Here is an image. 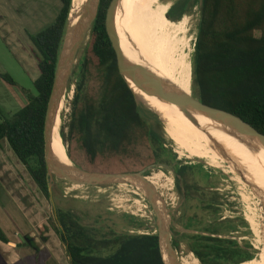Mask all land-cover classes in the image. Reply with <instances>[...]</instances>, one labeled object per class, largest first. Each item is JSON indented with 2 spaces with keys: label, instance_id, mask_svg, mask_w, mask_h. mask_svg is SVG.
I'll list each match as a JSON object with an SVG mask.
<instances>
[{
  "label": "trees",
  "instance_id": "obj_1",
  "mask_svg": "<svg viewBox=\"0 0 264 264\" xmlns=\"http://www.w3.org/2000/svg\"><path fill=\"white\" fill-rule=\"evenodd\" d=\"M111 1L100 0L98 6L89 46L79 66L81 72L75 100L81 106L76 110L69 130L79 135L81 148L90 162L98 157L108 160L117 157L131 163L127 167L118 165V168H115L116 164L109 163L113 167H95L89 171L137 172L156 162L169 163L164 156L168 152L163 137L149 122L156 115L137 104L118 70L116 53L105 25ZM190 1L179 0L172 5L171 0H121L115 14L124 52L141 64L161 35V49L151 75L174 90H177L178 82L174 53L175 22L165 15L169 12L173 13L171 17L180 18L188 11ZM61 2L54 21L30 35L39 70L33 81L35 94L27 91V103L11 115L1 111L0 120V145L3 140L8 142L46 199H50V189L44 160L45 114L71 5V0ZM201 5L203 17L192 54L193 80L198 98L203 103L238 115L264 135V0H201ZM176 7L178 11L174 12ZM180 31L177 30L176 37L179 63L184 48ZM256 32L260 34L256 35ZM90 64L95 65L98 71L96 86L91 90L86 87L85 80ZM0 77L6 83L15 84L9 74L1 73ZM147 92L152 105L169 117L172 104ZM198 116L203 132L208 135L235 134L217 121ZM189 128H196L190 119ZM231 143L244 151L264 155V148L255 146L251 140ZM177 146L186 149L179 143ZM208 151L221 154L212 147L203 152L202 160L209 165L223 167L224 163ZM230 157L243 160L238 156ZM186 169L181 167L177 172V183L178 176H184ZM59 217L60 224L54 229L65 244L70 264H165L157 233H112L109 238L96 239L93 232L71 213L61 210ZM215 221L214 225L200 229L207 234H192L188 243L200 263L241 264L253 259L249 243L242 245L237 239L222 236L225 232L236 231L237 222L218 217ZM0 242L11 243L1 226ZM258 244H261L259 238ZM179 256L183 264H199L190 253ZM260 264H264V258Z\"/></svg>",
  "mask_w": 264,
  "mask_h": 264
},
{
  "label": "rangeland",
  "instance_id": "obj_2",
  "mask_svg": "<svg viewBox=\"0 0 264 264\" xmlns=\"http://www.w3.org/2000/svg\"><path fill=\"white\" fill-rule=\"evenodd\" d=\"M177 1L171 0L172 5ZM61 4V0H0V74H9L15 82L11 85L0 77V120L2 112L11 115L26 104L27 91L35 94L33 81L39 75V70L30 35L53 22ZM200 6L201 0H191L188 11L178 19L187 16L186 33L180 31L179 36L184 38V42L185 38L188 40L186 52L191 63L190 94L195 98H198V90L193 80L192 54L203 17ZM71 8L72 0L60 52L70 41ZM259 34L256 32V35ZM89 41L90 33L77 51L72 70L75 83L69 81L59 114L60 135L69 157L68 165L84 170L113 167L109 163L116 164L115 168L127 167L131 164L129 160L122 161L117 157L109 160L98 157L90 162L81 148L79 135L69 130L73 116L81 106L75 100V94L81 72L79 66ZM95 67L90 64L85 72L89 90L96 86L98 71ZM195 119L198 123V119ZM149 122L164 139V147L168 152L164 156L169 159V163H161L170 169L155 167L147 171L146 176L149 178L156 172L162 173L154 186L162 202L165 221L178 256L193 254L188 246L191 235L207 234L200 229L214 225L215 217H218L237 222L236 231L221 233L222 236L237 239L242 245L249 243L252 247L253 259L241 264H260L261 258H264V199L255 189L264 190V180L247 174H243L240 180L228 171L226 162L223 167H217L203 161L201 156L199 159L188 158L186 152L166 136L157 116ZM194 126L197 128L198 124ZM181 167L187 169L184 176H179L177 183L174 172H179ZM49 189L50 199H46L8 142L1 141L0 226L11 243L0 242V264H70L65 244L54 229L55 225L60 224L61 210L71 213L79 223L93 232L96 239L109 238L112 233L157 232L149 200L144 190L132 181L83 186L54 176ZM188 224L191 225L189 228L186 227ZM179 260L183 264L180 256ZM194 260L201 264L199 260Z\"/></svg>",
  "mask_w": 264,
  "mask_h": 264
},
{
  "label": "water",
  "instance_id": "obj_3",
  "mask_svg": "<svg viewBox=\"0 0 264 264\" xmlns=\"http://www.w3.org/2000/svg\"><path fill=\"white\" fill-rule=\"evenodd\" d=\"M120 1L121 0L111 1L106 12L105 25L116 53L118 70L132 90L137 104L143 108L145 107V105L142 104L141 95L136 91V89L139 91L145 89L158 97L161 101L172 104L181 109L195 125L198 124L195 115H202L206 118L217 121L231 132L248 138L255 143V146H261L264 148V135L255 129L250 123L225 109L203 103L191 94L182 93L167 87L158 79L154 78L147 67L127 56L121 46V39L115 21V14ZM99 3L100 0H86L80 19L71 32L70 41L66 47H63L57 60L44 122V160L46 163L49 188L50 180H53L54 176L83 186H102L127 181L140 184L155 215L157 226L156 233L158 235L162 260L165 264H182L173 245L171 231L165 221L164 209L159 194L155 186L146 176V172L155 167L170 169L169 166L161 162H156L145 166L137 172L89 171L74 165L63 164L57 160L51 152V137L59 102L64 95L69 81L75 83L72 70L76 54L84 39L91 31L93 22L97 16ZM202 10L203 6L201 5L200 13H202ZM165 16L167 19H172L173 21H178L179 19L171 17L169 12H167Z\"/></svg>",
  "mask_w": 264,
  "mask_h": 264
},
{
  "label": "bare ground",
  "instance_id": "obj_4",
  "mask_svg": "<svg viewBox=\"0 0 264 264\" xmlns=\"http://www.w3.org/2000/svg\"><path fill=\"white\" fill-rule=\"evenodd\" d=\"M85 3L86 0H72V8L69 14V33H68L69 39H70V33L72 32L74 26L78 23L80 19V15L82 13ZM174 22H175V42H174L175 52L174 53H175V61H176V68L178 74L176 91L190 94L191 63L189 60V54L186 52V49H188V40L185 38L184 48L181 53L180 63L177 54L178 51H177V41H176L178 29L186 33L187 16H183L182 19ZM160 49H161V35L152 45L143 63V65L147 67V69L151 74L157 55L160 52ZM137 93L141 95L143 102L142 104L145 105L144 108L145 109L148 108L147 110L154 113L158 117L160 122H162L163 131L166 134V136L169 137L176 145L179 143L186 148L184 151L186 152L188 158L199 159V157L202 156L203 152L210 150L212 147H215V150L221 151V154L219 153L212 154V152L209 151L208 152L211 153L218 161L223 163L226 162V165L228 166L227 167L228 171H230L233 175H235L236 178H239L241 180V176L243 174H247L255 178H260L264 180V155L259 156L254 153L244 151L231 143L232 141L234 142L237 140H249L248 138L239 136L238 134H230V133L208 135L203 132L202 124L200 126V118L198 115H195V117L198 119V127L197 129L195 128L193 130L189 128V118L187 114L183 112L181 109L177 108L174 105H171L169 111V117H167L158 108L152 105L151 101L149 100L147 90L143 89L142 91H139L137 89ZM63 96L61 97V100L59 102L57 116L53 127V132L51 137V152L57 160H59L63 164L68 165L69 157L66 153L65 145L60 135L61 121L59 114L63 108ZM230 156H238L240 158H243V160L238 161ZM161 177H162V173L156 172L153 174V176L149 177L148 180L153 185H156ZM242 181L244 180L242 179ZM244 183L246 185L245 181ZM137 185L139 186L140 189H143L140 184ZM255 190H257L260 197L264 199V190H258V189Z\"/></svg>",
  "mask_w": 264,
  "mask_h": 264
},
{
  "label": "flooded vegetation",
  "instance_id": "obj_5",
  "mask_svg": "<svg viewBox=\"0 0 264 264\" xmlns=\"http://www.w3.org/2000/svg\"><path fill=\"white\" fill-rule=\"evenodd\" d=\"M191 2V1H190ZM190 4V3H189ZM173 11H178V7H176L175 9H173ZM173 14V13H171ZM171 169H173V167L171 166ZM175 173V177L177 178V171L174 172ZM180 179V177L178 176V180Z\"/></svg>",
  "mask_w": 264,
  "mask_h": 264
},
{
  "label": "crops",
  "instance_id": "obj_6",
  "mask_svg": "<svg viewBox=\"0 0 264 264\" xmlns=\"http://www.w3.org/2000/svg\"><path fill=\"white\" fill-rule=\"evenodd\" d=\"M27 103V102H26ZM31 241H32V239H31ZM2 243V242H1ZM5 244V243H4Z\"/></svg>",
  "mask_w": 264,
  "mask_h": 264
}]
</instances>
